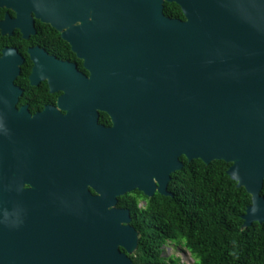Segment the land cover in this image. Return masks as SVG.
Here are the masks:
<instances>
[{
    "label": "water",
    "instance_id": "water-1",
    "mask_svg": "<svg viewBox=\"0 0 264 264\" xmlns=\"http://www.w3.org/2000/svg\"><path fill=\"white\" fill-rule=\"evenodd\" d=\"M23 2L89 75L36 49L31 85L82 114L59 128L15 109L0 60V264H132L138 233L117 198L169 196L180 157L230 164L251 198L242 228L264 222V0Z\"/></svg>",
    "mask_w": 264,
    "mask_h": 264
},
{
    "label": "trees",
    "instance_id": "trees-1",
    "mask_svg": "<svg viewBox=\"0 0 264 264\" xmlns=\"http://www.w3.org/2000/svg\"><path fill=\"white\" fill-rule=\"evenodd\" d=\"M163 14L183 20L174 3H165ZM41 27L46 41L58 40L57 33ZM179 160L183 166L170 176L169 196L147 198L134 191L118 198L117 207L129 211L130 226L138 233L132 264H178L162 256L167 242L182 243L193 264H264V222L242 228L251 198L227 175L230 164Z\"/></svg>",
    "mask_w": 264,
    "mask_h": 264
},
{
    "label": "flooded vegetation",
    "instance_id": "flooded-vegetation-1",
    "mask_svg": "<svg viewBox=\"0 0 264 264\" xmlns=\"http://www.w3.org/2000/svg\"><path fill=\"white\" fill-rule=\"evenodd\" d=\"M165 3H163V8ZM41 25L47 26L55 34L57 33L58 40L55 43L53 38L46 41L45 33H43L45 29ZM77 25L78 23L75 24V26ZM36 49L43 51L47 57L53 58L56 62L74 65L78 73L88 77L89 73L83 67V61L76 57L59 32L35 18L33 8L30 9L23 0H0V60H5L2 62L8 65L12 74L16 73L12 80L13 87L17 88L19 93L15 109L19 110L25 107L30 116L42 115L43 123L57 127L60 125V128L65 123L60 120L61 118L68 117L71 120L72 117L82 114L81 112H72L73 105L65 103L61 99L63 91H51L46 81H39L36 85H31L33 58L39 54ZM94 125L102 129H109L113 123L108 113L102 109H96ZM86 190L91 196L95 195L94 190L90 187H87ZM145 204V201H139V206L144 207ZM116 208H118L117 203ZM120 252L124 251L120 249ZM162 256H164L163 253ZM128 257L130 258V256Z\"/></svg>",
    "mask_w": 264,
    "mask_h": 264
},
{
    "label": "rangeland",
    "instance_id": "rangeland-1",
    "mask_svg": "<svg viewBox=\"0 0 264 264\" xmlns=\"http://www.w3.org/2000/svg\"><path fill=\"white\" fill-rule=\"evenodd\" d=\"M163 255L166 258H172L178 261V264H193L194 259L184 248L182 243L167 242L163 249Z\"/></svg>",
    "mask_w": 264,
    "mask_h": 264
}]
</instances>
